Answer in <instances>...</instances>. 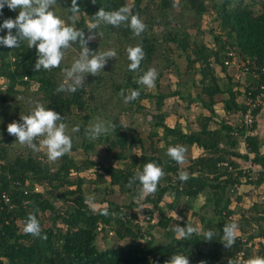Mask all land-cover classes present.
I'll return each instance as SVG.
<instances>
[{"label": "trees", "instance_id": "trees-1", "mask_svg": "<svg viewBox=\"0 0 264 264\" xmlns=\"http://www.w3.org/2000/svg\"><path fill=\"white\" fill-rule=\"evenodd\" d=\"M128 1L77 0L79 13L90 17L93 22L100 8L115 11L122 6L129 7ZM132 2L129 7L132 14H138L142 20V0ZM154 3L162 14L176 4L195 11L199 19L208 12L206 0H154ZM261 6L260 13H256L252 3L232 6L231 0H226L222 5L215 4L220 33L214 36L213 45L191 39L187 31H170L162 38L163 43L174 44L175 49L186 61L184 72L174 60L172 61L179 84L183 83L184 75H200L199 79L191 78V86L188 84L185 90L158 92L156 87L154 91L149 90L135 83L137 73L129 72L125 85L117 88L124 90L125 95L129 94L128 90L140 91L139 98L129 102L128 109L143 116H151L148 147L134 129L125 128L123 124L114 127L113 136L107 135L98 140V143H105L108 155H113V159L123 160V166L117 167L112 163L99 164L92 160L88 161V166L80 165L67 153L55 167L31 153L11 157L7 148L0 144V264H165L174 253L187 256L189 264H237V255L244 250L247 242L237 237L231 248L226 247L222 243L223 228L228 223H234L235 211L232 204L234 197L241 199L237 188L242 184L243 177L257 187L264 184L263 140L258 133L259 117L264 111V97L263 102L253 110V124L247 127L244 115L248 106L240 90L243 86L232 76H228L229 66L226 61L231 60L230 54H235L244 66L249 67L251 80L243 87L245 91L251 90L253 97L264 94V90H260L264 77L259 70L264 66V0ZM18 15V10H11L5 5L0 10V24L8 18L16 19ZM100 24L104 25L103 31L109 32L107 34L121 35L126 42L131 43L130 46H141L146 55L140 68L143 71L149 69L157 48L158 39L154 28L159 24L158 21L151 23L146 20V30L140 36H135L125 25L115 27ZM89 30V26H85L86 39ZM7 31L0 29V36H6ZM12 32L15 35L16 29ZM1 46L0 80L7 81V95L19 98L23 94L19 87L27 91L32 85H37L35 94L40 97L39 102L47 109L60 113L64 123L74 109H89L87 96L91 97V94H88L84 87L74 93L56 91L62 83L55 73L58 67L51 70H35L38 58L35 47L29 48L26 41H21L18 48H8L11 52L4 53ZM76 47L81 49L78 42ZM219 68L228 77L227 82L218 78L216 69ZM253 72L259 74V81L252 77ZM158 80L157 77V87ZM197 88H200L199 91L193 94L192 89ZM223 93H227L229 99L224 102V116H220L214 108L215 97ZM172 96L187 100L188 105L200 103L205 112L197 118V130L184 131L178 122L173 127L167 124L168 114L163 110L164 101ZM146 101L149 106L154 104L155 111L149 110V106L144 103ZM84 117L88 120L90 116ZM237 117L239 121L235 122L233 119ZM127 130L132 134L131 140ZM72 142L71 151L79 148L86 152L95 150L94 143L89 142L87 137L81 145L73 139ZM240 142L244 143L245 152L238 149ZM177 144L185 147L195 146L201 150V154L196 158H186L189 164L183 167L166 155L168 147ZM160 147L165 151L164 156L159 154V149H162ZM133 149L135 153L130 154L129 150ZM116 150L120 152L115 154ZM148 162L160 166L165 175L160 180L157 191L145 196L141 202L146 209L144 218L149 217L148 220L145 219L146 224L151 226L150 221L155 212L160 214L157 226L163 230L169 229L171 222L175 221L172 216H167L161 206L168 194L172 195L173 200L167 204V209L179 210L182 216H186L190 209H193L192 204L203 196L205 202L200 210L207 211L205 214L200 211L195 214L202 224V229L197 233L187 238L177 237L173 231L174 227L169 229V235L172 237L170 241H158L152 233L147 238L141 226L135 224L138 223L137 214L132 211L137 204H119L104 197L100 200V208L93 211L86 203L88 200L83 192L85 179L79 178L74 182L71 178L73 173L80 174L86 169L99 166L110 178L112 188L117 187L122 194L129 192L137 197L139 182L131 187L128 183L137 169L142 170L143 165ZM242 162L258 168L255 178L242 171ZM180 171L188 173L186 182L179 180ZM74 186V189L70 188ZM36 187H39V191L35 190ZM65 188L70 189L63 191ZM48 189L54 192L53 198L47 197ZM58 200L64 204L56 206L55 202ZM183 201L187 208H181ZM128 211H131L130 216ZM250 211L256 214L251 218L258 225V235L264 236L261 226L262 221L264 222V205L254 203ZM33 212L40 222L41 235H46L47 239L24 233L25 220ZM104 212H107V215L103 214ZM178 224L187 227L182 221ZM209 230L214 233L212 240L205 239L204 234ZM100 232L108 235L109 232H114L113 237L119 242L128 238L130 242L101 250L97 243ZM253 238L251 235L249 239ZM251 248L246 249L245 260L249 258ZM259 257H264V249L260 251Z\"/></svg>", "mask_w": 264, "mask_h": 264}, {"label": "rangeland", "instance_id": "rangeland-1", "mask_svg": "<svg viewBox=\"0 0 264 264\" xmlns=\"http://www.w3.org/2000/svg\"><path fill=\"white\" fill-rule=\"evenodd\" d=\"M225 1L226 0H206L208 12L201 19H199L195 11L185 9L180 4L174 5L165 14H162L156 8L154 0H142L143 22L145 23L146 20L151 23L156 21L159 22V24L154 28V34L158 39L156 44L157 48L156 52L153 55V60L149 64V68H155L158 73V87L155 81L154 87L148 88L149 90L154 91V88L156 87L158 89V92H172L178 89L185 90L188 84L189 86H191V82L193 80L191 78L195 76L184 75L183 83H178L176 69L172 65V61L174 60L183 72L186 67V61L180 56L181 53L175 49L174 44L163 43L162 38L165 37L170 31H187L190 34L191 39L203 41L209 45H213L214 36L217 33H220V29L218 27L219 20L217 19L214 5H222ZM57 2L58 4L53 9L56 15L64 20L66 24L71 25L72 21L68 19V17L70 16V12L67 9L71 7L72 0H59ZM261 2L262 0H231V5L236 6L242 3H252L256 13H260V11L262 10ZM128 3L130 7L132 6L133 2L132 0H129ZM16 10L20 11V9ZM93 23L94 22L90 17L83 16L79 13L74 26L77 29L84 31L85 26H89L90 28ZM103 29V24H100L99 27L96 28V30L94 31L96 34L95 38L89 41L88 47L92 51H107L110 49H114L117 53V56L116 58H108L105 67L97 76H93L92 74H88L86 76L84 88L88 92V94H91V97L87 96L88 105H90V107L88 110L84 111H77L76 109H74L67 116L65 124L67 125L68 134L75 141V143L81 145L84 141V138L87 137L88 141L93 142L95 145V150H91L89 152H86L83 148H79L76 151L69 152V154H71V157L74 158L78 164L88 166V161L92 160L99 164L108 165L109 163H112L117 167H121L124 164L123 160L113 159V155L107 154L105 143H98L99 138H104L107 135L113 136L114 129L107 134H101L95 140L89 138L87 130L90 128V126L98 121L110 122L112 125H114V127H116L118 124H123L125 128L134 129L136 131L135 133L139 134L141 138L143 137L144 139H142L144 140V142H146L147 135L150 130L149 123L151 122V116H143L141 113H134L133 111L135 110H129L128 108H130V103L124 102V98L120 95L122 90L117 88L124 86L127 76H129V72L132 73L128 69L130 61L127 58L126 52V49L130 46L131 43L126 42L123 36L118 34H107L109 32L103 31ZM89 35H92V33L88 32L87 37ZM1 50L4 53L11 52L8 47L3 45L1 46ZM80 51L81 49L76 47V43L72 44L69 49L65 50V57L62 60L60 67L55 69L57 79L62 83L65 82L64 69L71 66L74 59L79 57ZM241 65H235L233 67L229 66L227 69L228 76H232L235 81H238L240 84H242L243 87H245L250 82L251 78L250 76H248L249 74L243 69ZM196 67L198 68V65H196ZM216 74L218 78H221L222 82L228 81V77L226 76V74L220 71V68L216 69ZM195 78L199 79L200 75H196ZM6 83V79L0 80V144L7 148V151H9L11 157H14L18 154L27 155L31 153L35 156H38L41 160L49 163L52 166H58L60 164L61 158L54 162L50 161L47 158L46 149L41 147L40 151H33L30 147L20 144L17 137L7 132V126L9 123H12L14 121L22 123L20 119L21 115L30 114L36 104H41L39 102L40 97L35 94V92L38 90V86L32 85L31 89L27 91H24L25 89L23 87H19V89L23 91V94L21 95V97L16 98L11 94L7 95L5 93V90L7 89ZM243 87L240 88L241 91L245 90V88ZM199 89L200 88L192 89V91L194 92L193 94L199 91ZM219 99H221V97ZM219 99H215L217 102L215 110H218L220 112V116H224V112L222 111L223 103ZM164 102L165 105L163 110L168 114L166 122L174 126L176 121H180V124L185 128L187 132H190L189 128L191 126L187 123V120L185 118L190 119V122L194 123L192 120L197 119L202 115L203 112H205V110L201 108L200 103H193L192 105H188L187 100H183L179 97L172 96L165 99ZM144 103L145 105L149 106V103L147 101ZM149 110L155 111L154 104H150ZM85 115L90 116L88 120L84 117ZM233 120L235 122H238L239 118L237 117ZM259 123L261 124L260 119ZM194 126L192 130L194 129ZM74 128H78L79 130L74 132ZM127 133L130 136L129 138L131 140V132L127 130ZM39 139L40 138H37V140L34 141V143H36L38 147H40ZM243 145L244 143L241 144L240 142L239 146L242 152H244ZM160 148L162 149H159V154L164 156L165 151L163 147ZM263 148L264 146H262V150H264ZM134 150L135 149L129 150L130 154L135 153ZM119 152V150H116L115 154ZM187 161L188 160H185V162L182 164L183 167L188 166L189 163ZM127 162H129V160H127ZM249 165L250 164L246 162H242L240 168L243 172L249 173L250 176H254L255 178L258 169L253 166L250 167ZM71 178L74 182H76V180H78L79 178L85 179L86 182L83 184V192L86 195L87 200L93 201L95 210L100 208V200L104 197L109 200L116 201L119 204H129L130 202H134L135 204H137L132 211L137 214L136 222L138 223L135 224H139V226H141L147 238L150 237V233H152V235L155 236L158 241L167 242L172 240V237L169 235V229L172 230L180 221L183 222L184 226H187L188 224L197 228L198 230L202 229L200 219L195 214L199 211L201 214H205V212L207 211L200 210V207L205 202V198L203 196H200L192 204L194 207L192 210L190 209L189 213H187L186 216H182L179 210L170 211L167 209V204L170 203L173 198L171 194L166 195L163 202L161 203V206L165 209L167 216H172L175 221L171 222L169 229L163 230L159 226H157V223L160 220V214L158 212H155L154 216L152 217L153 219L150 221V229L149 225L146 224V218H144L146 215V209H144V207L141 205V202H143L144 198L137 199V197H134L135 195L130 194L129 192L122 194L117 187L112 188L110 184V178L104 174V171L101 170L99 166L86 169L80 174L73 173V175H71ZM247 180V178L243 177L242 184L237 188L238 196H243V198H241L242 202L238 203L239 201H241V199L238 200L237 197H234L232 204L233 210L235 211L233 221L237 225L236 238H240L242 237V235L244 237L245 234L249 233L252 234L254 238H257L260 231L258 230L256 221L253 219L250 221L251 216H256V214H249L247 210L251 208L254 203H258V205H264V185H262L261 187H257L250 184ZM70 188L74 189L75 186ZM70 188H65L63 189V191ZM48 190L49 191H47V197L53 198L54 192H52L51 189ZM55 204L56 206H60L64 203L58 200L55 202ZM185 207L187 208V205L183 201V203L181 204V208ZM243 211L245 216L249 215L248 217H245L248 218L245 219V221L244 219H239V217L242 216ZM129 212L131 211H128V215ZM261 226L264 230L263 225ZM249 228L252 230H249ZM100 233L101 234H99L97 243L101 250H105L108 247H119L127 242H130V238H128V240L125 239L119 242L115 237H113L114 232H109V235H112V237L109 236L108 233ZM247 248L249 247H247V244H245V253ZM251 255H253V251H251L250 256Z\"/></svg>", "mask_w": 264, "mask_h": 264}, {"label": "clouds", "instance_id": "clouds-1", "mask_svg": "<svg viewBox=\"0 0 264 264\" xmlns=\"http://www.w3.org/2000/svg\"><path fill=\"white\" fill-rule=\"evenodd\" d=\"M58 4L57 0H0V10L5 5L11 10L20 9L16 19H5L0 24V29H7L6 36H0V45L8 48H18L21 41H26L29 48L37 49V60L35 70H51L60 67L65 57V50L72 44L79 43L81 51L79 57L74 59L69 68L64 69L65 82L61 83L56 89L57 92L69 91L76 92L84 87L85 78L88 74L97 76L105 67L108 58H116L117 53L114 49L107 51H92L88 47L90 40L95 38L94 29L99 27L100 23H105L115 27L125 25L129 27L135 36H140L146 30V24L141 20L138 14H132L128 6H122L115 11H105L103 8L95 14L94 23L90 26L89 35L85 38V31L77 29L74 24L80 12V6L77 0H72L71 7L67 10L72 14L68 17L72 24H66L53 10ZM16 29L15 35L12 30ZM127 58L130 61L128 69L137 73L135 83L147 88L155 85L158 73L155 68H149L146 71L141 70L140 66L145 59V52L139 45L129 46L126 49ZM125 95L122 90L120 95L125 103L132 102L139 98L140 91L137 89L128 90ZM22 123L12 122L7 126V132L18 138L22 145L30 147L33 151H40L41 147L46 149L47 158L50 161H56L65 154L69 153L73 147L71 136L67 132V125L62 122L63 117L60 113L52 109H47L43 104H36L30 114L21 115ZM114 129L110 122L98 121L87 130L89 138L97 139L101 134H107ZM74 128L73 131H78ZM39 139V145L34 143ZM187 148L183 145L169 146L166 155L178 164H183L186 160ZM163 169L154 162H148L143 165V169H137L130 178L128 186L139 182L137 199H143L149 194L157 191L160 180L164 177ZM180 181L186 182L189 178L186 171L178 173ZM94 211V203L91 200L86 201ZM103 214L107 215V212ZM23 231L25 234H31L34 237L47 239L46 235H41V225L35 212L30 213L25 220ZM173 231L178 236L187 238L199 230L187 224V227L175 226ZM237 234V225L228 223L223 228L222 243L231 248L235 243ZM206 240H212L214 233L209 230L205 234ZM165 264H189L187 256L174 253ZM245 264H264V257H254L245 261Z\"/></svg>", "mask_w": 264, "mask_h": 264}, {"label": "crops", "instance_id": "crops-1", "mask_svg": "<svg viewBox=\"0 0 264 264\" xmlns=\"http://www.w3.org/2000/svg\"><path fill=\"white\" fill-rule=\"evenodd\" d=\"M249 76V75H248ZM221 97V99H219ZM215 99H219L223 104H222V111L224 112V102L227 100V99H229V95L227 94V93H223V94H218L216 97H215ZM218 101V100H217ZM215 102H216V100H215ZM217 103V102H216ZM215 103V105H214V108H216V104ZM216 112L219 114L220 112L218 111V110H216ZM192 116V115H191ZM260 117L261 118H259L260 119V121H261V124L259 125V127H260V129H258V133L260 134V137L262 138V140H263V146H264V124H263V122H264V111L260 114ZM186 120H187V123H189L191 120L190 119H188V118H185ZM194 123H189V125L191 126L190 128H189V130L191 131L192 130V128H193V126H194V124H195V126H194V131L195 130H197L198 128H197V123H196V121H197V119H194V120H192ZM177 122L180 124L181 122L180 121H176V123H175V125L177 124ZM186 123V124H187ZM167 124H168V122H167ZM168 125H170V124H168ZM174 125V126H175ZM181 125V124H180ZM171 127H173V125H170ZM182 126V125H181ZM182 128L184 129V131H186L185 130V128L182 126ZM150 131V130H149ZM148 135H149V133H148ZM148 135H147V137H148ZM143 138V137H142ZM144 139V138H143ZM145 143V145H146V147H148V145H147V141L146 142H144ZM186 148H187V154H186V158L188 159V158H196V157H198L200 154H201V150L199 149V148H197V147H195V146H186ZM240 151H241V149H240V147L238 148ZM264 149V148H263ZM264 150H262V153L264 154V152H263ZM242 152V151H241ZM245 152V151H244ZM188 163H189V161H187ZM250 167H251V164L249 165ZM258 169V168H257ZM258 171V170H257ZM264 185V184H263ZM262 186V185H261ZM260 186V187H261ZM256 191V190H255ZM249 193H250V191H249ZM241 198H243V196L241 197ZM242 202V199H241V201H239L238 203H241ZM233 208V207H232ZM251 210V208H249L247 211L249 212V214H254V213H252V211H250ZM236 215H237V213H236ZM249 216V215H248ZM248 216H245V214H244V211H243V213H242V216H240L239 217V219H241V220H243L244 219V221H245V219H248V218H245V217H248ZM235 218V217H234ZM252 220V218L250 219V221ZM261 225H263V227H264V222H262L261 223ZM241 227V226H240ZM248 228V227H247ZM249 230H252V229H250L249 228ZM251 235L252 234H245L244 235V237H243V235H242V240L243 241H246L247 242V246L248 247H252L251 248V251H253V255H251V256H249V258L248 259H251V258H254V257H259V255H260V251H262L263 249H264V236H258L257 238H254V240L253 239H249L250 237H251ZM246 237V238H245ZM254 247H253V246ZM253 249V250H252ZM247 259V260H248ZM246 260V261H247Z\"/></svg>", "mask_w": 264, "mask_h": 264}, {"label": "built area", "instance_id": "built-area-1", "mask_svg": "<svg viewBox=\"0 0 264 264\" xmlns=\"http://www.w3.org/2000/svg\"><path fill=\"white\" fill-rule=\"evenodd\" d=\"M231 56V60H228L226 61V65L227 66H230V67H233V66H239L241 65L243 67V69L249 73V67L247 66H244V64L242 62H240V60L237 58V56H235V54H230ZM260 72L262 73L263 77H264V66L261 67L260 69ZM252 74V77L254 79H257L258 81L260 80V76L258 73H251ZM260 90H264V84H262L260 86ZM243 92V95H242V98L245 99V103L246 105L248 106V110L247 112L245 113V123H246V126L249 127L253 124L254 120H255V116L253 115V110L255 108H257L263 101H262V97H264V94H262L261 96H256V97H253L252 96V91L249 90L248 92H246L245 90L242 91ZM242 141V140H241ZM36 191H39V187H36L35 189ZM6 197V196H4ZM6 201H8L7 198H5ZM147 220L149 219V217L146 218ZM111 236V235H110ZM245 251L242 250L238 253V261L237 263L238 264H241V263H245Z\"/></svg>", "mask_w": 264, "mask_h": 264}]
</instances>
